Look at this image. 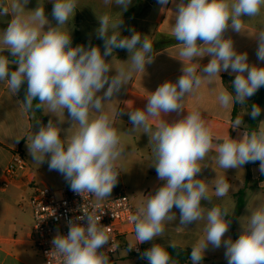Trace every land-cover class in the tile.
I'll return each instance as SVG.
<instances>
[{
	"label": "clouds",
	"instance_id": "9594fccd",
	"mask_svg": "<svg viewBox=\"0 0 264 264\" xmlns=\"http://www.w3.org/2000/svg\"><path fill=\"white\" fill-rule=\"evenodd\" d=\"M28 3L29 0H12L9 5L7 0H0V16L11 14L0 36V45L15 58L10 60L9 56L0 55V81L6 80L14 93L26 82V110L33 109L34 100H38L36 109L46 105L49 113L64 114L67 109L72 126L78 125L73 134L62 139L59 124L63 121L54 123L50 119L27 143L29 154L40 163L50 156L49 170L62 174L74 193L92 194L103 201L118 183L120 172L116 161L124 151L114 117L104 110V105L134 73L145 70V65L153 62V44L134 30L130 37H122L121 15L116 18L105 13L98 17L100 27L96 30L97 38L104 42L103 53L99 46H72L71 33L62 30V26L73 18L77 0H53L51 15L57 22L55 26L47 19L44 7L38 6L25 14ZM114 3L126 11L131 0H114ZM157 3L165 6L169 0H157ZM262 6L264 0H178L175 3L173 36L182 45L178 55L183 62V74L175 82L165 81L158 86L147 97L144 109L127 113L132 124L130 132L143 128L144 134H150L154 145L152 166L158 179L164 182L131 215L135 244L129 243L128 251L137 244L161 237L165 222L176 220L172 211L175 207L182 226L206 221L204 238L191 247L192 264H202L209 245L214 249L224 247L227 264H264V206L251 211L237 239H225L231 224L226 219L230 217L229 211L215 205L205 208L202 201L211 203L212 200L209 186L196 178L202 170L200 161L213 151L218 165L225 170L259 161V171L264 174V127L251 132L244 130L240 138L228 136L221 142L214 141L212 130L199 109L173 122L162 118V113L182 111L185 97L200 88L202 79L212 81L222 72L235 73L234 91L226 87L219 91L218 100L223 107L246 104L248 98L264 87V66L250 64L247 52H237L233 40L224 36L229 27L241 33L243 18L258 15ZM45 25H48L47 31ZM253 38L257 42V59L264 62V30ZM114 49L128 51L126 66L122 63L114 68L106 62L105 58L112 56ZM204 56L211 59L203 68L193 62L194 58ZM113 68L116 74L110 77ZM105 88L103 95H98ZM260 114V106L252 105L251 117L255 119ZM156 118L159 120L153 127L150 121ZM242 126V117H237L231 128ZM230 190L231 185L224 177L216 178V197H224ZM100 219L101 216L84 213L67 221V235H57L52 240L55 253L63 257V264H110L109 255L100 251L110 241V228L102 225ZM168 247L175 249L176 245L170 242ZM141 256L147 264H177L160 243H153Z\"/></svg>",
	"mask_w": 264,
	"mask_h": 264
},
{
	"label": "crops",
	"instance_id": "0c3cea01",
	"mask_svg": "<svg viewBox=\"0 0 264 264\" xmlns=\"http://www.w3.org/2000/svg\"><path fill=\"white\" fill-rule=\"evenodd\" d=\"M7 2L10 5L12 0H7ZM175 3H178V0H175V2L174 0H169V3L165 6L158 4L157 0H131L128 9L124 11L121 7L115 5L114 0H109L107 4L105 0H77V9L73 18H71L66 25L62 26V30L70 31L72 42L76 34H79L82 42L81 44L85 47H89L87 46L88 42H103V40L97 38L96 30L100 27L98 17L105 13L116 18H119L121 15L123 21L120 25L122 37H130L132 35L131 30H134L139 32L142 38H147L153 44V62L146 64L145 70L134 73L132 79L128 81L126 85H123L118 93L113 95L111 101L105 102L104 105V110L114 117V127L117 129L118 135L120 136L121 146H124V142L127 137H129L132 139L133 143H136L138 152L140 147H143V150H147L150 157H152L153 152V148L150 147H154L153 143L150 141V134H144L143 128L130 132L132 124L129 121L127 113L135 109H144L147 104V97H149L158 86L165 81L175 82L183 74V62L179 60L180 57L178 55L182 45L176 41L173 36V24L176 15ZM38 6L44 7L47 19L52 26H55L57 22L51 15L53 0H29V3L25 5V14H29L31 10L36 9ZM10 19L11 14L0 16V36H2L3 30L7 28ZM44 30H48V25H45ZM261 30H264V6H262L258 15L251 18H243L241 33L235 32L229 27L224 33V36L225 38H231L233 40L237 52H247L250 64L264 66V62L258 61L257 59V42L253 38V36ZM72 46L76 45L73 44ZM100 50L103 53L104 45L100 47ZM0 55L9 56L10 60L15 59L10 56L6 48L2 45H0ZM129 57L130 54L126 49H114L113 55L105 59L106 61L109 59L119 61L117 66L115 64V67L118 68L122 63L125 64ZM210 59L211 57L204 56L202 58H194L193 62L199 63L200 67L203 68ZM229 72L220 73L221 78L218 76L212 81L206 78L202 79L200 88L185 97L183 101L184 109L182 111L168 114L162 113V118L168 122H173L185 117L189 111L199 109L208 126L211 128L214 138L217 126L227 125L230 127L237 117H242L243 126L236 130L240 131V133H243L244 130L247 131L249 112L246 106H240L237 115H235L236 103L228 107H223L218 100V94L221 88L226 87L229 91H234L232 82L235 79V73L229 74ZM115 74V70L112 69L109 76L111 77ZM105 90L106 88L101 90L98 95L102 96ZM259 94L260 89L246 101H253ZM260 108L259 128L264 127V94ZM118 113L122 114L118 115ZM42 114L45 120L35 117L32 110H26L24 96L21 91L19 90L18 93H14L8 87L6 80L0 81V185L3 179V172L11 159L12 152L19 149L25 157V152L28 149L27 143L31 142L33 135L38 132L41 125H46L50 119L54 123H57L59 119L62 120L63 122L59 124L62 139L66 138L65 131L70 137L78 127V125L72 126L73 122L68 115L67 109H65L64 114L62 112L49 113L45 105L42 107ZM95 114L94 112L91 113L93 116ZM158 120L159 118L150 121L153 127H155ZM130 133H132L131 136H129ZM234 136H236V134ZM49 159L50 156H46L44 162L40 163L39 161H34L32 156H30L29 160L26 159L30 168L20 174L7 190H2L0 187V264H45L38 250L36 251L41 258L33 256L27 249L30 244H33L31 240L33 214L30 229L27 232V238L12 236L10 230L7 228L11 226L15 208L22 209L23 205H29L28 200L32 193L31 186L34 183L50 185L55 183L60 184L59 186L67 184L63 175L58 176L55 171L53 173L57 175L56 177L49 176L46 173L49 169ZM200 164L202 170L199 174L205 173V182L208 183L209 195L212 197L211 203L202 201V205H204L205 208H210L214 205L224 208V200L227 195L224 197L215 196V177L216 174L220 173L221 177H224L230 184L232 181L230 174H233V171L218 167L214 151L210 152L203 161H200ZM256 165H258L257 176L260 178L259 163ZM235 173L244 187L247 175L244 172L238 173L235 171ZM120 184H122V181ZM120 189H122V186L121 188L115 187V192L120 191ZM143 203L144 202H141L139 206ZM236 205L233 207L232 211H229L230 216H234ZM245 209L246 204H244L240 213L234 217L233 226L230 224L232 229L234 228L235 219L239 218L244 213ZM205 223L206 221L201 220L197 223H191V226H203L201 230L204 232ZM195 235L197 237L194 238L193 244L204 238V235L201 233ZM131 236L135 237V234L127 235L122 239L118 249V251L121 252L119 258H113L110 264H147V260L142 258L141 253L149 249L152 244L156 242L150 241V243L145 242L137 244L136 246L141 249V253L137 254L133 249L130 251L127 250L129 245L128 239ZM162 237L159 241L167 239L168 242H171V239L168 238L169 236L163 235ZM228 237H231L230 228L225 234V239ZM190 240L191 239L183 240V243H180V245H184L185 242H189ZM133 244H135V242H133ZM132 255H140V261L129 262L128 257ZM225 261H227L226 258Z\"/></svg>",
	"mask_w": 264,
	"mask_h": 264
},
{
	"label": "rangeland",
	"instance_id": "374dc122",
	"mask_svg": "<svg viewBox=\"0 0 264 264\" xmlns=\"http://www.w3.org/2000/svg\"><path fill=\"white\" fill-rule=\"evenodd\" d=\"M106 62H109L113 65L114 68L119 64V61L115 59H109ZM126 65V63H125ZM113 68V69H114ZM115 70V69H114ZM65 131V130H64ZM66 136H68L67 132H64ZM215 140L223 141L225 138L230 136L233 139H238L241 137L242 133L237 131L236 129H232L231 126L227 125H219L215 131ZM236 134V136H234ZM132 133L129 134L131 136ZM123 153L122 156L116 161L117 170L120 172L118 183L115 187L122 186V189L128 195L131 204L135 209H138L139 204L141 202H145L148 195L155 192V190L160 187L164 182L159 180L157 177V172L152 164L154 163V154L152 152V157L148 155L147 150H143V147H140L138 152L136 143L132 142V139L127 137L124 142ZM153 148V147H150ZM29 150L27 149L25 152V157L27 160L30 159ZM152 161V162H151ZM218 165V164H217ZM218 167H220L218 165ZM233 171L231 176V192L227 194L224 200V207L228 209V211H232L233 207H235L237 203V193L243 187L242 182L236 176V172L242 173L244 172L247 175L246 181L249 183V187L246 188L244 193V200L246 204V209L244 213L234 221V228L230 227V234L233 240L237 239L239 235L243 232V226H246L248 223V216L251 214V211H254L258 206H264V180H261L258 174V165H243L242 168L239 169H228ZM55 170H47V174L49 176H61L62 174L57 172V175L54 174ZM205 173L198 174L196 178L202 179L205 181L204 177ZM221 177V174H216V178ZM122 181V184H120ZM42 184V183H40ZM54 187H59L60 184L52 183ZM245 186V185H244ZM115 187L113 188L110 196H112L115 192ZM233 193V194H232ZM109 196V197H110ZM217 202V201H216ZM172 211L176 215V220L166 221L165 222V231L163 235L169 236L171 239V243H175L176 246L191 248L194 244V238L197 237L195 234L201 233L205 235L201 228L203 226L196 225L194 227L189 224L187 227L179 224L180 213L179 210L175 207ZM32 220V211L29 205H23V208L18 209L15 208L13 213V220L11 221L10 230L11 235L18 238H27V232L30 229ZM187 232V233H186ZM162 235V236H163ZM161 236V237H162ZM230 236V235H229ZM155 240L156 243H160L162 246L167 247L170 242L166 240L159 241L160 238ZM163 238V237H162ZM161 238V239H162ZM191 239L189 242H185L184 245H180L183 243V240ZM129 243L135 242V237H129ZM150 243V241L148 242ZM147 245V244H146ZM147 248V247H146ZM28 251L35 257L41 258L39 253H37V249L33 244H30L27 247ZM120 251L116 252L114 258H119ZM225 249L224 247H220L219 249L212 248L209 245L208 249L205 251L204 259L202 264H227L225 261ZM141 256L140 255H132L128 257L129 262H139ZM222 261V262H219ZM188 264H192L188 263Z\"/></svg>",
	"mask_w": 264,
	"mask_h": 264
},
{
	"label": "built area",
	"instance_id": "2783aa9c",
	"mask_svg": "<svg viewBox=\"0 0 264 264\" xmlns=\"http://www.w3.org/2000/svg\"><path fill=\"white\" fill-rule=\"evenodd\" d=\"M29 164L19 149L12 152L11 159L3 172L1 189L7 190L16 178L29 169ZM29 197L33 214L31 240L44 259L45 264H63V257L54 251L52 240L57 235H67V221L75 220L84 213L101 216L100 223L110 228V241L100 251H105L111 260L118 251L123 238L134 234L130 217L137 209L133 207L124 190L99 201L94 195L74 193L69 184L54 187L50 184L34 183ZM80 223H84L81 221ZM133 251L141 253L136 246Z\"/></svg>",
	"mask_w": 264,
	"mask_h": 264
},
{
	"label": "trees",
	"instance_id": "16d2710c",
	"mask_svg": "<svg viewBox=\"0 0 264 264\" xmlns=\"http://www.w3.org/2000/svg\"><path fill=\"white\" fill-rule=\"evenodd\" d=\"M82 42H81V39H80V36L79 34H76V37L74 38L73 42H72V45L75 44V45H80ZM104 45V42H88L87 43V46H103ZM12 67V70H15V65L11 66ZM26 89H27V84L25 82V84H23L20 88V91L21 93L23 94L24 98H25V93H26ZM263 94H264V87H261L260 88V94L258 97H256V99H254L253 101L251 102H247L246 101V104H238L236 103V106H235V112L234 114L237 115V111L239 109L240 106L242 105H245L248 112H249V118H248V123H247V131L248 132H251L252 130H257L259 127V121H260V115L258 117H256L255 119H253L250 115V111H251V107L252 105H258V106H261L262 104V99H263ZM38 103V100H34L33 101V109H32V112L33 114L35 115V117L39 118V119H42V120H45L43 114H42V107L40 109H36L35 108V105ZM259 161H256V162H250V163H247V165H256L258 164ZM260 179L261 180H264V174H261L260 175ZM249 187V183L246 181L245 183V186L240 189V191L237 193V205H236V212L234 214V216H230V217H226V219H230L231 220V225L233 226V220H234V217L237 216L239 213H240V210L242 209V207L244 206L245 204V200H244V193H245V190L246 188ZM168 249V251L170 252V254L172 255L173 259H175L177 261V264H188V263H191V260H190V253H191V248H186V247H180V246H176L175 249L173 248H169L168 246L166 247Z\"/></svg>",
	"mask_w": 264,
	"mask_h": 264
}]
</instances>
